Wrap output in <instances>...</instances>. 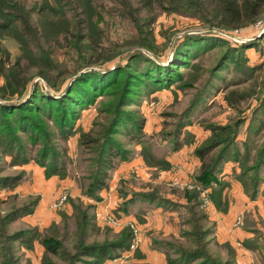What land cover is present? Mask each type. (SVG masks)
<instances>
[{
    "label": "trees",
    "instance_id": "obj_1",
    "mask_svg": "<svg viewBox=\"0 0 264 264\" xmlns=\"http://www.w3.org/2000/svg\"><path fill=\"white\" fill-rule=\"evenodd\" d=\"M20 2L21 0H0V35L3 33L13 37L26 51L31 48V41L26 30L32 31V26L29 21L30 10H26ZM139 2L141 6L136 10L145 9L150 14L149 23H152L156 17L153 14L154 4H156L163 12L189 10L193 14L200 13L207 18V23L210 26L229 30L251 25L257 19L261 8H264V0H139ZM66 3H68L66 0H42L40 7L33 9L36 10L39 22L44 29L45 25L51 23L60 28L59 35L66 36L69 33V26L72 25L69 19L65 18L67 25L64 26L60 24L59 18L50 22L49 17L42 16L44 12L50 14L51 18L62 16L59 15V12H62V7H65ZM213 3H215V8L209 9ZM131 17L134 20L135 17L133 15ZM21 25L24 26L23 29ZM92 30L95 31V29ZM84 38L85 35L78 32L73 40H67V45L74 48H79V45L87 46L90 50H93L94 45L98 46L97 42L93 40L81 45V40ZM221 41L222 39L217 35H185L174 45L171 61L167 64L151 59L141 52H134L129 55L124 65H117L115 68L103 71L85 70L72 79L67 86H63L62 81H52L51 76L40 67V64H43L44 67L48 66V68L57 66L53 59L54 56L49 57L48 52L40 51V55H34L39 62L35 65L38 67L37 73L48 82L50 90L57 92L56 94L49 89H43L39 84H34L31 89H26L32 76L27 73L28 66L25 67L19 60H15L5 67L3 58H9L8 51L5 46L3 47L6 49L0 44V73L5 79V84L0 87V98L5 100L0 102L1 154L4 157H10L9 162L12 166H22L33 160L43 168L46 178L54 175L64 178L68 173L65 159L70 160L69 148L62 147L60 149L58 144L53 141L54 135L57 134L65 141L75 136L79 150L89 154V157L84 159L89 161L87 174L81 177L79 183L81 195L96 202L101 200L99 193L107 186L110 170L114 169L119 162L130 159L136 146L140 147V156L146 166L151 169L152 176L156 178L161 171L169 170L171 164L165 154L157 155L153 151L144 131V117L134 111L132 113L131 110H126L124 107L133 103L137 104L138 96L144 87H146L147 95L150 96L157 90L170 86L173 82L177 81L181 84L178 67L187 63V59L191 57L190 49L202 43H220ZM252 44L244 45L243 49L252 47ZM2 54L5 55L3 58ZM79 57L85 59L84 54ZM112 57L113 55H102L103 62L110 61ZM220 61L221 65H225L226 62L232 63L234 70L242 72L245 78L253 77L256 67L245 63L246 56L242 50L228 49ZM89 63H95V61L92 60ZM6 94L15 95L17 98L15 101L8 100ZM102 97L108 98L105 102L100 101L101 107L99 108L106 114L105 123L98 131H94L96 123L88 131L84 130L80 123L81 111L94 106L97 100ZM245 97V94H238L236 91L225 94V99L230 106H235V103L244 100ZM187 111L176 126L180 131L191 124L188 121ZM183 118L187 121H184ZM47 121L52 123L54 130L49 127ZM252 121L246 125L244 135L249 132L254 136L263 135L264 117H259L255 125ZM241 123V119L238 118L224 125H211L208 128L209 136L195 148L194 153L200 158L201 167L191 178L199 188L184 190L182 197L186 200L185 208L190 212L189 222L192 224V234L196 237L197 244L193 247L183 245L179 248L176 247V255L173 257L166 252L168 264H221L208 254L207 247L203 243L209 230L204 229L200 223L196 207L201 205L200 191L210 188V199L218 208H224L225 203L221 204L219 199L223 187L215 188L214 184L220 183L218 173L222 170L225 162L237 163L239 171L235 172L234 176L242 184L244 192L250 198H254L259 192L261 173L264 168V141L261 146L256 145L253 154H251V149L255 147L253 146L255 141L249 144L247 140H243V149H240L237 137ZM124 128L127 130L126 132H124ZM93 132L95 133L93 134ZM121 132L129 136V146H124L116 137ZM26 142L32 147H37L33 157L29 156ZM177 148L178 145L175 144L172 149L176 150ZM212 150H216V152L206 162L205 155ZM24 172L21 170L14 176H0V188H13L18 185L20 176ZM262 193L264 194V189H262ZM123 195L127 196V193H123ZM158 196L159 192L156 187L149 190L133 191L131 197L123 205L133 202L136 197L153 201ZM38 200L39 197L36 196L29 203L12 209L0 220V224L4 228V225H9L15 218L33 213ZM67 200L73 207L82 232L75 246V252L69 256L68 264H77V261H83L85 264H103L107 260L121 257L122 253L128 249L133 237L130 227H123L120 232L115 234L114 238L85 242L84 233L89 225L99 229L96 225L95 205L92 202L83 203L80 198L77 203L71 197H68ZM162 204L164 206L177 205L167 200ZM90 209H93L91 214H89ZM66 214L64 211L59 213L61 217L67 216ZM57 224L52 221L42 230L36 226L19 229L10 233L7 241H18L28 249H32L34 242H38L43 247L40 264H53L51 256L58 254L62 248V241L55 236ZM2 235L0 236L2 237ZM1 237L0 243L4 245L5 242L1 240ZM170 237L175 238L174 236ZM242 245L246 248L257 249L262 248L263 243L257 235H254L244 239ZM221 246L227 247L228 252L234 255V251L227 243Z\"/></svg>",
    "mask_w": 264,
    "mask_h": 264
},
{
    "label": "rangeland",
    "instance_id": "obj_2",
    "mask_svg": "<svg viewBox=\"0 0 264 264\" xmlns=\"http://www.w3.org/2000/svg\"><path fill=\"white\" fill-rule=\"evenodd\" d=\"M66 1L68 3H66L65 7H62V12H59V15L62 16L57 18L53 16L51 18L47 12L42 13L43 17H49L50 22L59 18L60 24L64 26L67 25L65 18L69 19L72 25L71 27L69 26L70 31L66 36L59 35L60 28L57 25L49 23L45 25V29L42 27L36 10H33L40 7L42 0H21L20 2L26 10H30L29 21L31 22L32 31L26 30L31 41L30 49L28 48L25 51L13 37L3 33L0 35V44L2 47L5 46L7 48L3 47L8 51L9 56L8 59L3 58L5 55L2 54V58L5 59L3 62L4 66L8 67L15 60H19L21 65L25 67L28 66L27 73L32 76L26 89H31L34 84H39L43 89L50 90L48 82L37 73L38 67L35 66L39 62L35 59L34 55H40V51L42 53L48 52L49 57L54 56L53 59L57 64L55 68L44 67L43 64H40V67L51 76L52 81H62L61 84L67 86L72 79L85 70L103 71L115 68L117 65H124L129 55L134 52H141L151 59L167 64L171 61L170 58L174 51V45L182 36L217 35L222 39L220 43L207 42L190 49L191 57L187 59L185 65L178 67L181 84L177 81L173 82L170 86L157 90L150 96L147 95L146 87H144L138 96L137 104L133 103L124 107V109L131 110L132 113H138V115L144 117L147 125H151L150 133L146 132V137L157 155H167L175 144L180 143L179 137L182 130H178L176 126L182 120L183 114L187 110V114H189L188 121L191 123L190 126L197 129L199 134L201 131H208L211 125H224L240 118L242 123L239 125L237 144L240 149H243L241 138L243 139L246 125L251 120H253V125H255L259 117H264V101H262L264 99V8H261L257 19L251 25L229 30L210 26L207 23V18L200 13L193 14L189 10H183L184 12H163L156 4H154L153 9V14L156 17L152 23H149L150 14L145 9L136 10V8L141 6L139 0ZM213 8H215V3L209 7V9ZM131 15L135 17L134 20ZM23 27L21 25L22 29ZM92 29H95V31ZM78 32L85 35V38L81 40V45H85L89 43V40L90 42L93 40L97 42L95 43L98 46L94 45L93 50H90L87 46L80 45L79 48L68 47L67 40H73ZM248 43H253L252 47L243 49V46ZM228 49L242 50L246 56L245 63L256 67L252 78H245L242 72L235 71L234 66L230 62H226L225 65L220 64L223 54ZM82 54H84L85 59L79 57ZM102 55H113V57L110 61L103 62ZM92 60L95 63H89ZM4 84L5 79L0 73V87ZM254 90L255 92H252ZM50 91L54 94L57 93L53 90ZM231 91L245 94L246 97L237 104L235 103V106H230L225 99V94ZM6 97L8 100L14 101L17 98L15 95L9 96L8 94H6ZM99 99L94 106L92 105L86 110L81 111L80 123L86 131L92 128L94 123H96L94 131H98L106 121L105 112H102L99 108L101 107L100 101L105 102L108 98L102 97ZM4 101V99L0 98V102ZM47 124L53 129L50 121H47ZM126 131L124 128V132ZM116 137L124 146H129L128 135H124L121 132ZM73 139L70 137L65 141L57 134L54 135L53 139L60 149L62 147L69 148V146L73 149L70 154V160L65 159L68 171L66 178L72 184L69 187L65 186V184L57 185L58 188L62 187L60 194L61 196L65 195V199L62 198L64 201L61 202L57 196V198L52 200L51 205H49V208L53 211H57L58 213L64 211L67 213V216L62 217L58 214L55 236L62 241V248L58 254L51 256L53 264L69 263V256L75 252V246L82 234L80 222L78 224V218L75 216V212H73V207H70L71 213L66 212L64 208L65 204H70L67 200L68 197H71L75 203L78 202L80 196L73 198L70 190L77 187V191L81 194L79 183L81 177L87 174L89 164V161L84 160L89 157V154L81 152L77 144L74 145L72 142ZM244 139L249 144L255 141L253 143L255 147L251 149V154H253L255 153L256 145L259 147L264 141V134L254 136L249 132L244 136ZM26 146L29 150V156L33 157L37 147H32L28 142H26ZM215 152L216 150H212L207 153L205 161L208 162ZM9 161L10 157H4L0 152V176H14L21 172L22 169H19V166H12ZM31 162L35 164L33 160ZM142 173L143 175L138 172V174H133L130 178L125 179L126 185L121 184L120 180L121 188L129 190L126 187L130 184L133 187L144 190L156 187L159 196L153 201L141 198L143 199V204L139 203L134 205V207H130L133 212L160 207L161 203H163L160 196L163 194L172 193L182 198L184 190L194 189L172 186L171 180L170 183L166 181L155 182L154 180L157 177L154 178L151 171L146 169ZM34 178L35 176H32V174L24 172L20 176L19 183H25L28 179ZM10 189L11 187L0 188V220L12 209L29 203L38 195L36 193L28 194L24 192L8 193ZM133 190L135 189L132 188L129 192L131 193ZM56 203L57 206H55ZM169 206H172V204H169ZM172 207H174L173 211L177 213L178 220L185 229V237L179 239L170 237L173 235H169L167 238L155 236L152 245L161 248L173 257L176 255V247L179 248L181 245L193 247L197 244V239L192 234L193 228L191 222H189L191 218L190 212L187 211L184 205L179 203ZM196 208L203 228L212 230L214 224L202 215L207 211L205 209L207 208L206 205L201 204ZM92 211L93 209H90L89 214ZM248 214L244 212L243 215H239L237 219L239 218L240 220L238 222L236 219V225H242L244 216L242 227L246 224L252 227L259 226V228H256L257 232L264 233V220H256V216L253 213ZM20 218H15L9 225H4V228L0 224V235L3 234L0 237L5 242L4 245L0 243V264H33L34 262L37 264L36 260L38 259L39 264L41 263L42 254L36 255L35 252L34 255L30 252L28 254L27 248L18 241H7L10 233L32 226ZM98 228L97 230L91 225L86 228L84 233L85 242L102 241L106 238L111 239L116 234L110 227L104 226L103 228ZM204 241V245L206 247L208 245V254L218 260L219 263L237 264L235 255H231L227 247L216 245L213 242V238H211V234H206ZM76 263L85 264L83 261H77Z\"/></svg>",
    "mask_w": 264,
    "mask_h": 264
},
{
    "label": "crops",
    "instance_id": "obj_3",
    "mask_svg": "<svg viewBox=\"0 0 264 264\" xmlns=\"http://www.w3.org/2000/svg\"><path fill=\"white\" fill-rule=\"evenodd\" d=\"M150 130L151 125L145 123L144 131L150 133ZM189 134L192 135L189 137ZM209 134V130L201 131L199 134L198 130L192 128V126H185L180 133L179 138L181 141L177 144L178 148L176 150H170V152L165 155L166 159L171 164V168L166 171H161L154 181L158 183L164 181L170 183L173 176H177L180 179L191 178L201 167V160L194 153V150L207 136H209ZM244 136L243 134V139L241 138L242 141L245 140ZM72 138H74L72 142L76 145V137L74 136ZM139 149L140 147L136 146L134 154L130 159L119 162L116 167L112 169L107 186L99 193L101 197L100 201L96 202L79 194L77 187L70 190V194H72L73 198L75 196H80V199L84 203L92 202L95 205L94 213L96 215L97 227L103 228L107 226L118 233L123 227L133 222L138 228V247L132 251L125 250L121 257L107 260L103 264H168L166 252L152 245V242H154L153 238H155V236L167 238L169 235H173L175 238L183 239L186 234L172 206H164L161 203V206L155 209H146L145 211L137 210L136 212L131 211L130 207H134V205L139 203L143 204V199L140 197L135 198L133 202H128V204L123 205V203L131 197L133 191L144 190L142 188L133 187L131 184L126 188L129 190L134 188L135 190L131 191V193L129 190H123L121 184H127L124 180L130 178L133 174H138V172L143 175L142 171L145 169L151 171L140 156ZM72 150V147L69 146V155ZM18 168L24 170L25 173L32 174L35 178L31 180L28 179L25 183H19L11 188L8 193H36L39 197L33 213L24 215L20 219L32 226L38 227L39 230L47 227L52 221L58 223L59 213L50 209L49 205H51L50 203L54 198L59 196L61 192L60 189L62 188H58L60 184H65V186L68 187L72 184V182L66 178L67 175L65 178H60L58 175L46 178L43 168L32 162L19 166ZM238 171L239 168L237 163L233 161L224 163L222 170L218 173V180L220 183L214 184L215 188L223 187L219 199L221 204L225 203L224 208H218L210 199V188H207L208 203L206 204L207 208H205L207 211L204 212L203 217L214 224L213 229L209 230L213 242L219 246L227 243L234 251L237 264H264V233L257 232L256 228H259V226L252 227L246 224L242 227L244 224V216L241 226L236 225L235 222L237 217L243 215L244 212H246V214L249 213L248 215L253 213L256 216V220H264V194L262 193V189H264V168L261 173V188L254 198H250L244 192L242 184L235 178V172L237 173ZM127 191V196H124L123 193ZM160 197L163 202L167 200L182 205L186 203L185 198H180L172 193L163 194ZM70 207V204H65V211L71 213ZM107 214H112L116 217L119 221V225L112 227L103 224L99 218ZM256 222L258 223V221ZM254 235H257L263 243L262 248L252 249L242 245L244 239L251 238ZM26 250L28 254L30 252L34 255L35 252L36 255H41L43 247L38 242H34L32 249L27 248ZM36 262L39 264V259L36 260ZM33 264L36 263L34 262Z\"/></svg>",
    "mask_w": 264,
    "mask_h": 264
},
{
    "label": "built area",
    "instance_id": "obj_4",
    "mask_svg": "<svg viewBox=\"0 0 264 264\" xmlns=\"http://www.w3.org/2000/svg\"><path fill=\"white\" fill-rule=\"evenodd\" d=\"M171 185L175 186V187H180V188H183V187L199 188L198 185L194 182V180L192 178L180 179L177 176L172 177ZM207 194H208V189H202L200 191V198L202 200V205H204V206L208 203ZM58 198H60L61 202H63L65 199V195L61 196V194H60L58 196ZM62 198H64V199H62ZM55 206H57V203L55 204ZM99 219L105 225H109L112 227H116L117 225H119L118 219L116 217H114L112 214L104 215V216L100 217ZM239 220L240 219L238 218L237 221L239 222ZM128 226L130 227V229L133 232V237H132V240L130 242V245H129L127 251H132L138 247V239H137L138 228L136 227V225L133 222L129 223Z\"/></svg>",
    "mask_w": 264,
    "mask_h": 264
}]
</instances>
